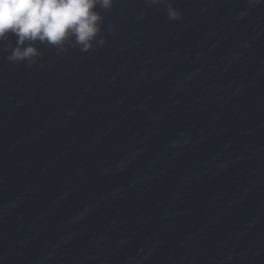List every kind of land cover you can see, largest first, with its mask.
I'll return each mask as SVG.
<instances>
[{
  "label": "water",
  "instance_id": "95a60500",
  "mask_svg": "<svg viewBox=\"0 0 264 264\" xmlns=\"http://www.w3.org/2000/svg\"><path fill=\"white\" fill-rule=\"evenodd\" d=\"M95 10L90 51L36 41L11 61L17 37L0 40V264H133L117 33L112 6Z\"/></svg>",
  "mask_w": 264,
  "mask_h": 264
},
{
  "label": "clouds",
  "instance_id": "9594fccd",
  "mask_svg": "<svg viewBox=\"0 0 264 264\" xmlns=\"http://www.w3.org/2000/svg\"><path fill=\"white\" fill-rule=\"evenodd\" d=\"M97 5L107 9L112 0H0V40L10 33L17 37V47L8 59L31 61L39 55L36 41L61 46L70 37L82 51L92 50L101 31ZM168 18L179 19V11L169 7ZM26 41L30 43L24 46ZM98 43L103 45L104 38Z\"/></svg>",
  "mask_w": 264,
  "mask_h": 264
}]
</instances>
